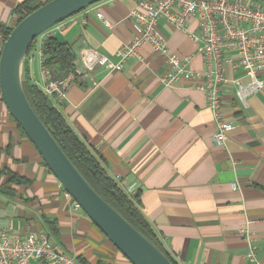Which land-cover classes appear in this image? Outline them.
<instances>
[{"label":"crops","instance_id":"obj_1","mask_svg":"<svg viewBox=\"0 0 264 264\" xmlns=\"http://www.w3.org/2000/svg\"><path fill=\"white\" fill-rule=\"evenodd\" d=\"M27 1L0 0V24L16 26L18 9ZM138 1L94 4L44 33L35 46L37 57L33 53L27 62V79L42 89L39 52L47 38L70 46L74 72L58 78L73 80L64 100H58L64 115L124 190L140 194L141 211L178 264H253L247 258L251 248L263 262L264 91L249 97L246 105L238 99L233 81L249 82L235 65L239 53L227 52L223 66L229 82L221 95L232 129L222 147L213 142L215 121L201 80L165 86L161 79L170 66L150 45L121 70L85 69L84 49L119 61L118 50L138 33L131 16ZM188 29L177 30L164 20L158 25L172 53L204 70L205 59L189 33L199 32L196 17ZM4 41L0 33V52ZM260 77L264 80V69ZM6 170L28 181L8 185L10 194L0 191V228L12 238L42 231L80 264H131L82 210L72 208L0 93V173ZM7 181L1 175L0 188Z\"/></svg>","mask_w":264,"mask_h":264},{"label":"built area","instance_id":"obj_2","mask_svg":"<svg viewBox=\"0 0 264 264\" xmlns=\"http://www.w3.org/2000/svg\"><path fill=\"white\" fill-rule=\"evenodd\" d=\"M131 16L137 22L138 33L118 50L119 61L113 62L96 49H84L81 59L85 69L100 66L108 71L121 70L127 60L140 57V49L144 45H150L166 58L170 66V71L161 79L165 86H174L182 79L201 80L200 88L206 94L207 106L215 121L213 142L215 146L222 147L232 129L225 116L221 95L222 86L229 82L223 73L227 52L239 53L235 65L242 68L244 76L249 79L247 84L233 81L237 86L238 99L246 105L249 97L264 91V80L260 77L264 69V0H139ZM98 17L103 19L101 14ZM194 17L198 19L199 32L189 33L205 59L204 70L191 68L190 60H182L172 53L166 39L158 31L159 23L164 20L177 30L188 32V24ZM105 24L110 26L106 21ZM30 53L27 62L32 61ZM39 57L42 62V90L48 95H55L59 101L64 100L73 80L52 79L44 65L42 50ZM65 194L71 200L72 208L81 210L72 196L66 191ZM247 258L253 264H264V261H257L254 248H251ZM0 264L80 263L76 257L51 243L42 231H31L20 238H12L0 228Z\"/></svg>","mask_w":264,"mask_h":264},{"label":"water","instance_id":"obj_3","mask_svg":"<svg viewBox=\"0 0 264 264\" xmlns=\"http://www.w3.org/2000/svg\"><path fill=\"white\" fill-rule=\"evenodd\" d=\"M103 1L51 0L16 24L0 52V93L11 117L64 190L131 264H173L87 181L32 107L25 91L27 57L36 39Z\"/></svg>","mask_w":264,"mask_h":264},{"label":"trees","instance_id":"obj_4","mask_svg":"<svg viewBox=\"0 0 264 264\" xmlns=\"http://www.w3.org/2000/svg\"><path fill=\"white\" fill-rule=\"evenodd\" d=\"M34 1H39V4L32 5ZM49 1L51 0H29L24 3L18 9L17 24ZM12 29L0 24V33L4 35L5 39ZM33 48L34 43L30 48V52ZM42 51L45 57L44 65L52 74V79H58L61 78L60 75L62 74L68 75L74 72L76 57L67 43L61 42L55 37H49L44 41ZM27 78L26 75L24 86L32 107L51 130L54 138L82 175L126 220L163 251L173 264H178L164 247L156 229L141 211L140 194L131 195L124 190L121 184L109 174L103 160L70 126L62 110V105L55 95L46 94L37 85L30 83ZM1 175L8 177L7 184L0 188L3 193H11L8 188L10 184L19 185L28 182L7 170L1 172Z\"/></svg>","mask_w":264,"mask_h":264},{"label":"rangeland","instance_id":"obj_5","mask_svg":"<svg viewBox=\"0 0 264 264\" xmlns=\"http://www.w3.org/2000/svg\"><path fill=\"white\" fill-rule=\"evenodd\" d=\"M42 38V36H40V37H38L37 39H36V41L34 42V49L31 51V53H30V56L31 57H33V56H35L36 54L38 55V52H36L35 51V49H36V47L35 46H38V44H39V40ZM33 53L35 54V55H33ZM37 55H36V57H37Z\"/></svg>","mask_w":264,"mask_h":264}]
</instances>
